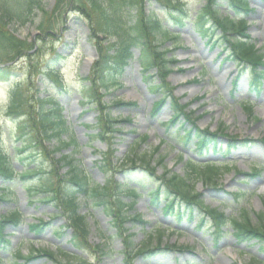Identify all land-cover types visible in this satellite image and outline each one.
<instances>
[{
    "label": "rangeland",
    "instance_id": "1",
    "mask_svg": "<svg viewBox=\"0 0 264 264\" xmlns=\"http://www.w3.org/2000/svg\"><path fill=\"white\" fill-rule=\"evenodd\" d=\"M40 1L43 9L51 11V19L58 24V28L53 26L51 31L54 34L46 36L45 28L39 27L41 11L33 7L27 23L8 24V30L16 38L31 41L32 48L27 50L29 54L21 59L15 58L13 61L0 64V67L8 66L12 75L0 80V84L6 86L0 89V135L4 143L3 149L11 158L15 154L12 146H19V142H14L13 138H10L15 120L10 115H6L5 111L12 93L8 91L9 86L14 81H20V85L30 86L32 90L38 89L42 95L43 89H46L62 105V113L68 124V135L76 141L78 147L74 157L91 182L101 183L103 180V175L95 161L99 159V152L105 151L111 141L114 143L112 148L116 150L115 160L120 162L127 155L138 159L146 154V159L150 165L157 167L158 173L168 170L188 176L194 181L196 190L202 194L206 204L218 207L227 214L243 207L253 218L256 212L264 209V146L255 140L264 135V73L259 90L249 88V69H242L240 73L236 63L227 59L226 52H220L217 46L209 49L206 44L203 45L205 36L193 30L191 20L181 26L176 25L159 10L160 6H153L156 9L155 13L164 19L170 31L164 47L170 49L167 57L173 56L174 62L173 70L167 80L175 87L174 95L178 97V102L187 104V109L193 111V116L197 118L196 125L200 129L219 132L216 145H220L221 148L226 144V136L247 139L243 143L236 144L227 154L226 161L231 170L224 171L218 177L216 185L204 184L189 169L187 159L203 164L205 160L217 159L221 155L208 151L202 156H196L191 151L193 148L191 141L184 144L178 134H174L173 129L177 125L167 126V120L172 113L168 101L164 102L157 113L152 111V104L159 96L146 91L139 66L135 61L125 67L121 86L112 87L108 92H97L98 100L106 106L109 105L111 115L120 119L119 133L115 132L114 136L104 135L102 139L89 136L96 129L85 125L97 123L100 115L99 101L89 106L84 100L86 97L83 87L76 90L66 84V81L73 79L79 80L83 86L89 83L86 77L89 75V68L96 58V53L88 28L80 14L67 13L71 8L69 3L64 5L66 10L53 11L56 0ZM177 1L187 3L190 7H197L201 0ZM224 1L220 0V3L223 4ZM247 1L250 10L243 14L247 20L246 34L250 35L252 43L264 51V0ZM22 2L26 4L25 0H6L4 3L15 10ZM219 9L223 15L225 12L232 15V11H235L230 5L221 6ZM216 33L220 32L216 31ZM98 38L102 40L104 37L99 35ZM90 58L91 62L88 60ZM48 64L58 70L63 90L57 89L49 78L51 75L45 72ZM258 70L261 68L259 67ZM234 81H236L235 86ZM114 99H119L121 104H114ZM244 102L252 104L256 119L250 118L243 110ZM104 110L106 111V107ZM186 126L189 127L188 124ZM178 133L179 135L183 133L182 128ZM142 135H146L147 138L139 139L130 150V143ZM71 150L72 147L68 146L63 148L62 153L67 154ZM159 159H162L161 164H157ZM12 162L17 172L22 171L24 167L32 168L37 164L34 162L27 167L26 162H18L16 159L14 161L12 159ZM195 167L198 170L203 168ZM253 168L260 170L257 177L244 176ZM137 169L138 174L142 172L140 168ZM139 175L144 179L143 187L138 180H129V185H135L143 194L137 199L131 213L139 214L146 224L127 223V226L133 223L130 229L134 233L133 241L135 244H148L149 247H154L161 234V247L165 244H184L190 246L189 251L164 250L149 257L134 256L127 263L123 260V253L119 252L120 239L111 236L108 220L101 208L92 207L87 215L90 224L89 240L92 243L102 240L106 250L111 249V251L108 255L99 251L84 255L76 252L68 243L70 229L65 225V219L61 216H53L51 213L54 212L52 209L54 207L50 203L38 200L42 193L37 194L33 189L30 192L27 190L26 185L34 183L36 177L23 179L17 176L15 180L5 182L7 193L4 200L0 201V213L15 208L21 215L18 225L8 224L3 229L5 239L9 240L8 244L0 242V259L3 264L10 260V255L14 252L26 253L33 247L52 251L59 249L61 253L66 252L85 259V262L77 264H264V253L260 252L257 241L256 243L238 242L231 235L230 228L224 229L222 234H215L206 224L200 227L199 215L196 212H193L188 219L185 215L178 218L176 207L170 212H165L162 194L155 202H152L151 196L147 194L149 188L154 187L148 172ZM115 176L116 180L121 182L124 173L119 172ZM237 190H243L245 193L235 202L232 193ZM37 219H42L46 225L42 226V229L33 231L29 225L35 223ZM59 228L60 230L56 231ZM57 257L61 258L62 262L65 258L60 253ZM70 261L75 260L70 258ZM31 264H52V262L46 258H38Z\"/></svg>",
    "mask_w": 264,
    "mask_h": 264
},
{
    "label": "trees",
    "instance_id": "2",
    "mask_svg": "<svg viewBox=\"0 0 264 264\" xmlns=\"http://www.w3.org/2000/svg\"><path fill=\"white\" fill-rule=\"evenodd\" d=\"M26 4L20 3L15 10L11 9L0 0V64L13 61L22 55H28L27 50L32 48L31 43L16 38L10 30L9 23H26L33 12V7L41 8L40 0H25ZM144 0H56L53 11H61L66 3L77 11L82 18L88 22L91 37H96L95 47L98 52V58L94 61L90 68L89 75L86 79L88 85L83 87L84 96L90 98V102L96 103L98 93L102 89L109 90L111 87L120 85V78L124 68L133 60V49L139 51L138 62L144 73L143 80L147 84L151 93L161 94V98L155 103L156 109L166 98L171 101V107L174 110L169 119V124L178 123V127L184 129L183 141L186 143L195 138L194 145L196 152L201 154L208 149V144L212 143L213 152L215 149V140L217 133L200 130L195 124V118L192 111L186 112L183 109L185 105L177 103V98L172 95V88L164 80L165 76L170 72V59L165 57L167 49L161 48L163 39L166 37L167 28L161 23L153 13L149 11L145 14ZM148 5L153 2H159L166 8V13L171 16L176 24H182L188 19L191 11H194L193 24L196 30L205 32L212 36L213 43H217L222 50L227 51L228 58L233 59L241 68H251L249 77V85L252 88H258L260 77L263 70H258L259 66L264 65L263 53H258V49L253 43L248 41V35H244L245 20L241 17L233 16L224 17L219 13L216 0H204L199 9H192L186 3L176 0H146ZM231 7L240 14L248 10L247 0H229ZM42 9V8H41ZM130 10H135L131 13ZM174 10V12L172 11ZM41 11V10H40ZM44 11V10H43ZM165 11V9H164ZM39 27L45 28V32L53 27L51 12L44 11ZM213 27H216L213 29ZM216 29H220V34H215ZM98 34H102L104 39H112L107 44H103L98 38ZM51 35V34H50ZM96 36V37H95ZM152 68L157 69L159 82L154 83L153 76L148 73ZM49 78L57 86L61 87V79L58 70L50 64L45 67ZM10 77L9 67H0V80ZM14 82L10 87L12 89L11 97L8 102L6 115L13 118H19L15 123L13 130V138L20 142V147H14L19 156V161L32 164L37 162L33 168H25L19 176L23 179L27 177H36L38 181L31 188L37 192H42L43 202L50 203L56 209L55 215H62L66 219V226L72 230L71 243L79 249L92 248L87 243L88 221L86 213H80V209L84 206L101 207L103 213L110 218V224L115 229V235L120 237L123 243V252L126 257L130 258L133 254H151L157 249V246L151 249H137L134 251L133 243L129 239L130 234L127 233L128 228L124 223L128 220H135L138 215H129L128 210L133 208L135 204L134 198L138 196L137 187H128L127 180H138L144 185V179L141 175L148 172L149 176H155V167L151 166L144 156L136 157L127 156L121 162L114 160V148L111 141L107 146V150L100 152L102 159L98 164L99 169L105 175V181L102 185L98 183H89L88 177L82 168L78 165L74 156V149L68 154H59L58 158L51 156L54 152H60L68 142L75 147L76 143L72 139H65L63 135L68 133V125L61 113V107L53 96L45 95L39 97L38 89L32 90V87L17 84ZM47 92L46 90L42 91ZM99 101V100H98ZM100 115H98L97 123L93 126L96 132L91 137L103 138L104 135L112 136L117 130L113 127L115 121L109 115L108 107L99 101ZM106 107V111L104 108ZM251 114L250 107L245 108ZM180 117L183 118L180 121ZM189 124L190 128L185 129L183 125ZM194 130L193 135H191ZM106 136L104 139H106ZM103 139V140H104ZM143 139V138H142ZM234 137L229 138L226 149L235 145ZM247 139L239 142L243 143ZM264 145V136L259 138ZM0 135V177L4 181H10L15 177L17 172L14 170L13 163L7 152L3 150V143ZM47 143V144H46ZM108 144V141H107ZM220 151V149H219ZM225 155V154H222ZM136 162L138 164L136 165ZM45 164V165H44ZM206 168L199 172V177L205 183L215 182L214 178L224 171L229 170L227 163L220 162V165L210 163ZM64 168V171L60 170ZM137 168L142 171L138 174ZM119 170H122L126 180L118 183L113 176ZM258 174L256 169L251 174H245L253 177ZM157 180L161 182L164 190V203L167 210H171L174 206L183 207L186 214L191 217L193 208L199 213V226L208 224L215 234H220L222 228L229 227L232 235L238 241L256 240L261 251H264V210L255 213L251 218L246 210L238 209L235 216L227 215L224 211L214 207H208L203 204L200 193L196 192L193 183L188 182L185 178L176 174H167L164 172ZM140 186V187H141ZM7 188L3 185L0 191ZM160 184L155 183L154 189L149 194L154 199L158 198ZM243 191L238 190L232 193L234 199ZM122 194L131 197L129 201L124 199ZM86 196H89L91 203H88ZM2 194H0L1 200ZM19 221V215L11 212L3 215L1 222H10L16 224ZM46 223L40 221L38 224H31V230L42 229ZM0 227L2 224L0 223ZM160 243V242H159ZM177 250H182L183 246H172ZM38 253L42 257H47L56 264L57 261L53 252L40 249ZM31 257H36L31 256Z\"/></svg>",
    "mask_w": 264,
    "mask_h": 264
},
{
    "label": "clouds",
    "instance_id": "3",
    "mask_svg": "<svg viewBox=\"0 0 264 264\" xmlns=\"http://www.w3.org/2000/svg\"><path fill=\"white\" fill-rule=\"evenodd\" d=\"M66 84L68 87L76 90H80L83 87L82 83L77 79L66 81ZM5 87H6L5 85L0 84V89H4ZM5 96H6V92H5Z\"/></svg>",
    "mask_w": 264,
    "mask_h": 264
},
{
    "label": "bare ground",
    "instance_id": "4",
    "mask_svg": "<svg viewBox=\"0 0 264 264\" xmlns=\"http://www.w3.org/2000/svg\"><path fill=\"white\" fill-rule=\"evenodd\" d=\"M88 60H89V62H90L91 58H90V59H88Z\"/></svg>",
    "mask_w": 264,
    "mask_h": 264
}]
</instances>
